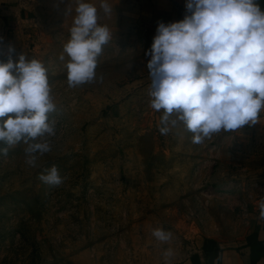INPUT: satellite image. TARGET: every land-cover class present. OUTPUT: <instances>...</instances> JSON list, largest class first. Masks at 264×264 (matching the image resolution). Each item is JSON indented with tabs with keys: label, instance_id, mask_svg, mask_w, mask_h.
Here are the masks:
<instances>
[{
	"label": "rangeland",
	"instance_id": "obj_1",
	"mask_svg": "<svg viewBox=\"0 0 264 264\" xmlns=\"http://www.w3.org/2000/svg\"><path fill=\"white\" fill-rule=\"evenodd\" d=\"M83 2L97 8L111 39L97 78L70 88V58L59 57L77 0H0V62L9 46L14 61H40L56 105L48 114L56 134L45 137L51 151L35 167L26 163L27 145L0 143L8 147L0 153V264H187L209 242H237L259 149L249 148L242 128L201 144L179 122L162 135L145 54L158 27L154 11L145 0H106L110 14L101 0ZM52 166L64 178L55 187L38 178ZM156 228L172 239L156 240Z\"/></svg>",
	"mask_w": 264,
	"mask_h": 264
},
{
	"label": "clouds",
	"instance_id": "obj_2",
	"mask_svg": "<svg viewBox=\"0 0 264 264\" xmlns=\"http://www.w3.org/2000/svg\"><path fill=\"white\" fill-rule=\"evenodd\" d=\"M105 14L113 9L101 0ZM70 39L64 45L67 83L74 88L97 78V58L111 39L106 25L97 23V8L77 0ZM7 62H0V143L8 147L23 143L26 163L35 167L38 156L51 151L45 137L54 136L56 109L50 96L47 70L36 60L8 48ZM147 69L152 79L150 107L163 110L159 131L167 135L183 123L201 144L222 130L233 132L255 125L264 110V11L258 0H187L186 15L179 22L158 24L149 52ZM7 117L6 119H3ZM8 147L0 148L7 155ZM39 180L55 187L63 183L52 166ZM264 220V198L259 201ZM156 240L167 243L172 233L152 231ZM174 255L171 248L164 256Z\"/></svg>",
	"mask_w": 264,
	"mask_h": 264
},
{
	"label": "crops",
	"instance_id": "obj_3",
	"mask_svg": "<svg viewBox=\"0 0 264 264\" xmlns=\"http://www.w3.org/2000/svg\"><path fill=\"white\" fill-rule=\"evenodd\" d=\"M145 1L154 11L158 24L179 22L186 15L187 0ZM258 3L264 11V0H258ZM242 130L249 148L255 145L254 148L259 149L258 157L255 153L251 162L255 161V166L259 169L256 180L261 189L260 199L248 205L245 225L237 242L229 244L220 240H215V244L209 242L187 264H264V220L259 218V201L264 198V110L260 113L258 123L245 125ZM249 151L252 152L251 149ZM203 254L204 258L201 257Z\"/></svg>",
	"mask_w": 264,
	"mask_h": 264
},
{
	"label": "built area",
	"instance_id": "obj_4",
	"mask_svg": "<svg viewBox=\"0 0 264 264\" xmlns=\"http://www.w3.org/2000/svg\"><path fill=\"white\" fill-rule=\"evenodd\" d=\"M261 189L259 183H253L247 189H243V210L246 212L248 205L260 199Z\"/></svg>",
	"mask_w": 264,
	"mask_h": 264
}]
</instances>
